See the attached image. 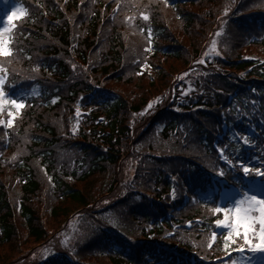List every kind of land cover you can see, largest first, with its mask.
Masks as SVG:
<instances>
[{
	"label": "trees",
	"instance_id": "obj_1",
	"mask_svg": "<svg viewBox=\"0 0 264 264\" xmlns=\"http://www.w3.org/2000/svg\"><path fill=\"white\" fill-rule=\"evenodd\" d=\"M213 1L189 0L185 6ZM20 2L26 16L11 34L13 53L0 57L5 90L26 104L10 129L0 122V264L12 257L7 264H25L52 247L56 232L50 231L56 230L47 228V218L62 225L60 233L71 222H81V229L65 248H54L35 264H147L148 258L156 264H205L226 251L224 237L207 251L217 219L208 201L214 197L211 182L221 168L240 183V161L264 170V56L241 53L248 46L264 52V34H224L234 49L222 50L220 62L194 70L203 53L198 41L216 5L206 3L198 11L175 5L180 19L175 14L170 21L153 0L129 1L133 14L146 10L139 21L152 30L154 54L149 55L148 34H129L120 20L112 34H96L99 8L88 34H73L64 19L57 26L45 20L61 16L51 0ZM179 21L191 37L189 45L166 27L176 31ZM166 60L182 67L161 71ZM146 62L156 74H145L149 87L138 84ZM187 72L196 75L199 83L192 84L201 90L171 103V76L175 81ZM26 73L32 84L42 83L28 95L19 93L30 88L19 79ZM61 136V143L53 141ZM218 136L234 172L219 163L213 146ZM160 139L167 144L159 145ZM79 153L87 155L79 159ZM101 200L108 203L96 208ZM197 219L202 224L193 231L182 227L166 239L174 224ZM13 243L24 245L17 253L8 247ZM194 252L193 262L187 256Z\"/></svg>",
	"mask_w": 264,
	"mask_h": 264
},
{
	"label": "rangeland",
	"instance_id": "obj_2",
	"mask_svg": "<svg viewBox=\"0 0 264 264\" xmlns=\"http://www.w3.org/2000/svg\"><path fill=\"white\" fill-rule=\"evenodd\" d=\"M215 5L217 6L218 9L224 10V7H225L224 6V2H221V1L220 2H216ZM204 6L205 5H202V6H199V7H194V8H192L190 6H186V8H188L190 10L198 11L201 8H203ZM21 7L22 6H20V4L12 3L11 0H7L5 2V4H4V9L2 11H0V15H2V18H1V21H0V30H3L5 28H8L9 29V31L5 33V38L6 39L9 36H11V34H13L11 31H12V29L14 27L13 26L14 22L20 20L25 15V12L23 14H21V12L19 11V9ZM14 10H16V14L15 15H13V11ZM163 14H165V15L166 14H170L166 18L169 19L170 21L173 19L172 13L171 12H167L166 10H164V8H163ZM10 15H13L12 21H8V16H10ZM119 25L122 26L121 28H124L128 32H129V30H133V27H131L128 24H124L123 22H120ZM213 27H214V25L211 22L210 24H208L206 26L205 29H203V33L204 34L207 33V30L208 29H212ZM175 33H176V35L178 37H182V39L184 41L183 43H185L186 45H189L190 44L191 37L188 36L187 33H182L180 30H176ZM223 36H224V34H205L204 36H202V38L198 41V45H199V49L203 53L201 54V56L199 57V59L194 63L195 69L198 68L199 66H203L205 64V62H208V63L211 64V63H213L215 61V59L218 62H220V60H221V54H220V52L222 50L234 49V47L230 45L229 41H225L223 39L224 38ZM213 41L216 42V50H215V52L211 51V49H212V42ZM199 42H200V44H199ZM188 49H189V47H188ZM147 50H148V52H149L150 55H152L154 53V49H153L152 45H151V47H147ZM189 50H191V47H190ZM241 50L242 49H240L238 52L240 53ZM241 53H252V54H257L259 56H264V52H262L261 48H258V47L256 48V47H252V46L246 47V49H244L243 52H241ZM201 61H203V62L201 63ZM179 65H180V62H173V61L167 62V60H166V61L163 62V65L161 67V71H163L164 69L165 70L174 69V68L178 67ZM181 67H178V68H181ZM148 72L153 73V71L151 70V66H147V67L143 68V74H142L141 77H144L145 74L148 73ZM0 74H3V73H0ZM152 76L153 77H156V74L153 73ZM6 78L7 77L5 76V81H6ZM193 79H195L199 83L198 78H196V75H194V73H191V72H187L186 75H181L175 81H174L173 77L171 76V78L169 80V83H168V86L169 85H172L173 86L170 89L171 90V95L175 96L176 98L177 97H184L186 95H189V94H192L194 92H198L199 90H201L202 87H200L198 84H192V80ZM138 84H139V86H141L142 84H144V85H146V87H149L150 82L148 81L147 78L144 77L141 81H139ZM168 86H166V88ZM127 90H128L127 92H131L130 91L131 89H127ZM134 90H135V88H134ZM133 94L135 96H138L139 95V90H137L136 92L134 91ZM13 108H14V111L13 112L9 108L3 109L5 111H7V112L13 113V115L9 117L10 118L9 120L12 121V126L14 125L15 118L21 113V109H16L15 107H13ZM162 144H167V143L164 142V140L160 139L159 145H162ZM260 182H261L260 179H256L255 177H253V180H251V181L248 180V183H247V186L246 187L243 186L244 187L243 188V191H249L250 193L257 195V197H259V198H264V189L261 187ZM85 188H87V184L85 185ZM225 194L226 193H223L221 195V197H220L221 199L219 200V202H218V204H217L216 207H226V208H228V209L231 210V211H229V213H228L227 216L231 219V229H230L229 232H232L233 233V240L232 241L234 242V240L237 237H239L240 242H238L237 247L240 246V245H245L246 247H248L250 249L251 247L249 245L245 244V242L241 239V236L236 234V232H237V221H236V213L234 211V208H235L236 201L239 200V199H241V196L240 197H236V198H231V199L228 200V202L225 205H223V200L225 198ZM107 203H108V201L101 200L100 202L97 203V207L96 208H101V207L105 206ZM241 207L242 208H247V205L245 204V205H242ZM211 213L214 214L212 211H211ZM101 215L102 214H99L97 218H100ZM222 215H225V214L222 213ZM249 215L252 216V217H254L256 219L257 222L253 224V227L258 230L259 227L261 226L258 223L259 216H260L259 208H257L255 211L250 212ZM106 222L109 223L110 225H113V224L115 225V223L112 222V221H110L109 219H106ZM79 223L81 224V222H77V223L71 222V223H69L68 226L65 227L66 229L60 233L59 229L61 228L62 225L61 224L57 225L56 222L53 219L47 218V220H46V226H47V228L49 230H51V229H55L56 230L54 232H51L50 231V233H55L56 232V234L52 238V240L54 238H56L55 241H53V246L52 247H49L48 250L47 251H44L42 254H39V255L34 254V255L30 256L28 258V260H27L28 262L25 263V264H35V262H38L39 260L44 259L47 255L49 256V254L51 252H55V249L58 246H60L61 248H65L64 246L67 245L68 241H70V239L74 238L75 235H76V233L81 229ZM57 231H59V232H57ZM240 231L242 233L243 232V229L241 228ZM19 242H20V244L23 243L22 241H19ZM253 242L256 243L258 241H253ZM27 243H29V245H32L31 242H27ZM23 245L24 244L19 245L18 243H13V245L8 246V247H15V248H17V253H18L19 250L22 248ZM47 245L50 246V243H47ZM45 246H44V248H45ZM40 249H43V247L40 248ZM38 251L39 250H37L36 253H38ZM262 252H263L262 250L254 251V254H257V255H254L253 254V256H251L249 260L252 261V259H256V257L258 256V254L259 253H262ZM17 253L15 252V255ZM4 254L5 255L6 254H9V256H7V257H11L10 256L11 255L10 252L5 251ZM101 257L102 256H100V258ZM213 257H215V254L213 255ZM253 257H255V258H253ZM14 259L15 258L12 257L9 261L6 262V264L9 263V262H11V261H13Z\"/></svg>",
	"mask_w": 264,
	"mask_h": 264
},
{
	"label": "snow or ice",
	"instance_id": "obj_3",
	"mask_svg": "<svg viewBox=\"0 0 264 264\" xmlns=\"http://www.w3.org/2000/svg\"><path fill=\"white\" fill-rule=\"evenodd\" d=\"M21 14L25 12V9L22 7L19 9ZM16 14V10L13 11V15ZM13 15L8 16V21H12ZM144 19L147 20L148 16L145 15ZM9 29L5 28L3 30H0V57H9L13 53V49L11 48V42L12 37L9 36L7 39L5 38V33L8 32ZM216 50V42H212V49L211 51L215 52ZM218 54V53H217ZM203 61H201L202 63ZM4 68L0 66V73H4ZM5 75L0 74V111L3 110V106L5 103ZM9 104L14 105L16 109H23L26 107V104L24 100L21 98L19 101L13 99L8 101ZM151 108V105L148 106ZM77 113H79V109H77ZM13 113L9 112V116H12ZM8 127L12 126V121H8ZM243 142L245 144L249 143L248 137L243 138ZM220 153L222 158L228 162L229 165H232V161L224 155V150L220 149ZM239 168L240 170L247 176V175H254V176H260L264 177V170H261L260 168H254L246 165L243 161L239 162ZM233 168L236 167V165H232ZM221 176L224 175V172L221 170L219 173ZM247 205V208H242V205ZM257 208H259L260 216L258 223L261 225L259 229L253 227V224L256 223V219L249 215L250 212L255 211ZM217 213H224L225 217L227 218V215L230 209L226 207H216L214 209ZM234 211L236 213V221H237V235L241 236V239L245 242V244L249 245L253 251L262 250L264 251V198H259L257 195L250 193L249 191H242L241 192V199L236 201ZM217 224H224L225 220H216ZM243 229V232L241 233L240 229ZM213 238H215V233H213ZM233 240V233L229 232L228 236L226 237V241H232ZM253 241H258L254 243ZM241 251H243V248H241Z\"/></svg>",
	"mask_w": 264,
	"mask_h": 264
}]
</instances>
